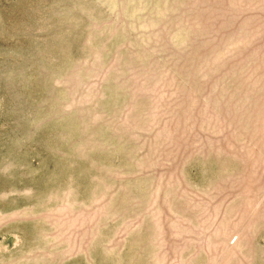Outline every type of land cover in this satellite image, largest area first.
<instances>
[{
    "label": "rangeland",
    "instance_id": "rangeland-1",
    "mask_svg": "<svg viewBox=\"0 0 264 264\" xmlns=\"http://www.w3.org/2000/svg\"><path fill=\"white\" fill-rule=\"evenodd\" d=\"M0 264H264V0H0Z\"/></svg>",
    "mask_w": 264,
    "mask_h": 264
}]
</instances>
